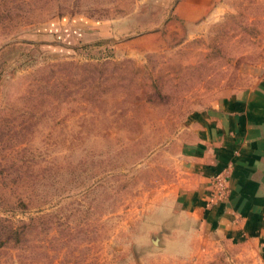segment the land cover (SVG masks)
Returning <instances> with one entry per match:
<instances>
[{"label":"rangeland","instance_id":"374dc122","mask_svg":"<svg viewBox=\"0 0 264 264\" xmlns=\"http://www.w3.org/2000/svg\"><path fill=\"white\" fill-rule=\"evenodd\" d=\"M190 6L0 0V264H264L186 199L198 114L264 72V0Z\"/></svg>","mask_w":264,"mask_h":264},{"label":"crops","instance_id":"0c3cea01","mask_svg":"<svg viewBox=\"0 0 264 264\" xmlns=\"http://www.w3.org/2000/svg\"><path fill=\"white\" fill-rule=\"evenodd\" d=\"M193 1L181 0L182 7L189 4L197 12L184 10L186 16L208 14L206 5L212 0H197L194 6ZM198 123L194 154L199 184L187 194V209L231 240L258 241L264 255V72L243 93L228 95L199 113ZM224 169L227 194L214 199L208 183Z\"/></svg>","mask_w":264,"mask_h":264},{"label":"built area","instance_id":"2783aa9c","mask_svg":"<svg viewBox=\"0 0 264 264\" xmlns=\"http://www.w3.org/2000/svg\"><path fill=\"white\" fill-rule=\"evenodd\" d=\"M228 170L224 169L212 176L213 196L218 200L226 196L228 190Z\"/></svg>","mask_w":264,"mask_h":264}]
</instances>
